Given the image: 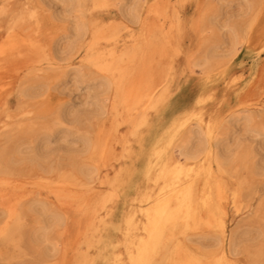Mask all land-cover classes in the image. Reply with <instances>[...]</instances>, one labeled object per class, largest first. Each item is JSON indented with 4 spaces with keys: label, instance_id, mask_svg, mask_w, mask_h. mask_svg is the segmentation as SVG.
<instances>
[{
    "label": "bare ground",
    "instance_id": "bare-ground-1",
    "mask_svg": "<svg viewBox=\"0 0 264 264\" xmlns=\"http://www.w3.org/2000/svg\"><path fill=\"white\" fill-rule=\"evenodd\" d=\"M26 1L44 10L50 4ZM186 1L86 0L83 31L60 48L55 40L37 47L24 32L23 12L0 23V114L26 71L63 69L75 55L99 73L88 111L65 112L56 130L29 139L25 152L14 147L9 153L18 163L0 175V236L19 228L14 223L26 200V210L38 215L31 238L43 243L42 264H239L248 228L225 229L229 205L241 211L242 190L229 164L228 128L247 120L254 132L264 131V62L247 75L244 59L231 68L235 46L218 54L208 47L193 59L183 43L198 36L199 16L182 15ZM209 9L211 21L217 6ZM181 59L206 71L204 86L195 110L163 125L167 82ZM230 91L236 108L222 110ZM20 92L31 93L27 86ZM60 133L59 153L41 145ZM35 192L41 197L31 199ZM256 211L264 234V215ZM207 230L217 232L210 245L200 237Z\"/></svg>",
    "mask_w": 264,
    "mask_h": 264
},
{
    "label": "rangeland",
    "instance_id": "rangeland-1",
    "mask_svg": "<svg viewBox=\"0 0 264 264\" xmlns=\"http://www.w3.org/2000/svg\"><path fill=\"white\" fill-rule=\"evenodd\" d=\"M48 1L49 8L44 10L36 5V1L33 5L26 0H19L18 5V0H0V23L5 27L18 12H23L28 15L24 27L27 29L26 31L24 29V32L32 39L36 37L33 41L37 47L48 45L54 40L57 48L77 42L76 30L79 28L83 31L79 23L84 21L83 17L87 15L86 0ZM126 1L131 3L134 0ZM212 4L217 6V15L210 21L212 10L209 8ZM194 13L199 16L198 36L192 40L187 38L183 43L184 48L193 51V59L202 57L208 47H211L212 53L218 54L230 51L235 46L238 55L232 61L231 68H238L237 62L240 58L244 59V73L247 75L251 67H257L258 63L264 62V0H187L182 15ZM182 63L181 59L169 75L167 82L169 97L161 114L163 125L168 124L175 116L181 117L195 110L196 98L204 86L202 81L206 71L201 66L188 68L181 65ZM63 64V69L50 72H46L47 69L42 66L43 70L38 68L33 72L23 73L20 85L10 96L8 109L0 114V175L4 167H12L18 163V154H10L14 147L20 145L25 152L26 142L43 135L48 127L56 130V120L65 112L68 113L65 115L70 116V113L75 111L79 114L88 111L90 107L88 104L92 101L94 77L99 73L80 65L79 58H75V55L69 57V61ZM39 69L43 72L39 73ZM23 86H27L31 93L22 95L20 89ZM215 90L221 93L222 87L219 86ZM237 102L235 92L230 91L222 110L235 109ZM256 116L255 120L260 114ZM80 122L77 126H82ZM247 124L251 125L247 120H241L228 128H232L228 137L229 164L233 170L234 182L241 186L242 190L237 200L241 211L234 203L229 205L225 229L228 232L235 226L248 228V235L243 240L242 253L237 257L239 264H264V234L260 233L258 225L260 224L258 220L261 219L256 217L258 209L260 214L264 215V131L258 134ZM69 131L72 132L71 129ZM60 136L61 133L51 136L49 142L45 141L41 145L44 147L50 145L49 152L54 151L57 154L64 147L60 142ZM71 138H68L69 142ZM78 144L81 146V142ZM222 147L227 148L226 145ZM40 197L35 192L31 199ZM25 202L26 200L19 205V222L17 218L14 223L19 228L9 229V233L0 236V264H42L40 250L43 243L39 245V241L31 238V231L38 215L28 212ZM121 207L122 203L119 202L117 214L121 212ZM21 211H24L22 215ZM215 233L210 230L202 231L200 237L203 244H212L216 237ZM52 237L59 238L57 233L52 234ZM57 245L61 248L62 241L58 240Z\"/></svg>",
    "mask_w": 264,
    "mask_h": 264
}]
</instances>
